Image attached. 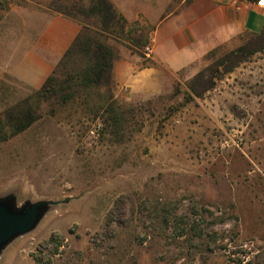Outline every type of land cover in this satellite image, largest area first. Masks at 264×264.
<instances>
[{"label": "rangeland", "instance_id": "obj_1", "mask_svg": "<svg viewBox=\"0 0 264 264\" xmlns=\"http://www.w3.org/2000/svg\"><path fill=\"white\" fill-rule=\"evenodd\" d=\"M120 1L129 28L150 36L182 0ZM80 2L0 0V113L36 90L12 69L39 28ZM253 41L241 34L167 72L148 95L113 82L126 122L120 142L100 129L108 90L65 106L43 103L30 129L0 141V197L62 203L13 241L0 264H36L53 235L64 239L52 264H264V47ZM108 42L117 59L131 51ZM145 49L131 53L146 65ZM211 81L202 96L192 91ZM118 200L122 216L106 235Z\"/></svg>", "mask_w": 264, "mask_h": 264}, {"label": "crops", "instance_id": "obj_2", "mask_svg": "<svg viewBox=\"0 0 264 264\" xmlns=\"http://www.w3.org/2000/svg\"><path fill=\"white\" fill-rule=\"evenodd\" d=\"M128 19L131 18L111 0ZM121 2V1H120ZM264 29V7L247 0H182L178 9L157 23L150 34L152 53L144 63L138 54L123 51L115 61L113 82L148 95L163 87L164 76L175 73L244 33ZM79 22L56 15L40 28L32 47L12 69L19 81L33 89L43 86L79 35ZM161 90V89H158Z\"/></svg>", "mask_w": 264, "mask_h": 264}, {"label": "trees", "instance_id": "obj_3", "mask_svg": "<svg viewBox=\"0 0 264 264\" xmlns=\"http://www.w3.org/2000/svg\"><path fill=\"white\" fill-rule=\"evenodd\" d=\"M247 1L256 3L258 0ZM62 14L79 22L82 30L43 86L0 113V141H8L30 129L40 120L44 111L41 110L43 103L65 106L81 93H90L93 89L99 88H104L109 93V96L101 99L100 113L103 112L101 125L104 127L100 126V129H108L114 142L123 140L126 124L124 112L120 110L121 107L110 93L117 55L108 40L115 42L122 40L131 51L140 53L150 43L149 33L145 27L140 33L136 28L130 29L128 20L111 0H86V3L80 2L73 6L72 10L64 11ZM246 34L252 35L254 39L251 45L260 44L264 47V29L260 33ZM202 76L204 75L198 77L196 84L203 81ZM214 85L213 81L210 84L202 82L201 90L192 86V91L196 96H202L203 92L210 90ZM51 112L55 113V110ZM121 203L118 200L108 215L106 235L112 230L113 224L120 221ZM163 217L167 219L168 215L165 214ZM103 235L105 234H99V237ZM63 239L62 236L59 238L53 235L42 244L33 255L35 263L52 264V257L57 255L59 247L63 245ZM50 246H54L53 254L47 252Z\"/></svg>", "mask_w": 264, "mask_h": 264}, {"label": "water", "instance_id": "obj_4", "mask_svg": "<svg viewBox=\"0 0 264 264\" xmlns=\"http://www.w3.org/2000/svg\"><path fill=\"white\" fill-rule=\"evenodd\" d=\"M14 193L0 197V256L16 239L34 231L47 213L62 202H27L19 206Z\"/></svg>", "mask_w": 264, "mask_h": 264}, {"label": "built area", "instance_id": "obj_5", "mask_svg": "<svg viewBox=\"0 0 264 264\" xmlns=\"http://www.w3.org/2000/svg\"><path fill=\"white\" fill-rule=\"evenodd\" d=\"M256 3L258 6L264 7V0H258ZM145 50H146V55L149 57V55L152 53L151 45H148ZM125 90L127 91V89Z\"/></svg>", "mask_w": 264, "mask_h": 264}]
</instances>
